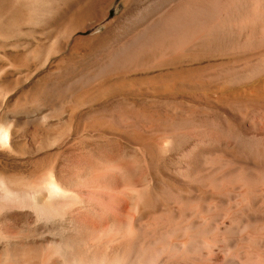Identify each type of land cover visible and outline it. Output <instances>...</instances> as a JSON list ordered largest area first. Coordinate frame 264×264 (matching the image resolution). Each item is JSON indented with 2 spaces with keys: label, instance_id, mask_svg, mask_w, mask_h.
<instances>
[{
  "label": "bare ground",
  "instance_id": "6f19581e",
  "mask_svg": "<svg viewBox=\"0 0 264 264\" xmlns=\"http://www.w3.org/2000/svg\"><path fill=\"white\" fill-rule=\"evenodd\" d=\"M115 1L0 0V264H264V0Z\"/></svg>",
  "mask_w": 264,
  "mask_h": 264
},
{
  "label": "rangeland",
  "instance_id": "374dc122",
  "mask_svg": "<svg viewBox=\"0 0 264 264\" xmlns=\"http://www.w3.org/2000/svg\"><path fill=\"white\" fill-rule=\"evenodd\" d=\"M124 3V0H116L112 6L110 7V13H111V16H116V15H119L121 14L124 9H125V5L123 4ZM124 8V9H123ZM102 28V27H101ZM90 33H87L86 35H89ZM23 72H14L12 74V76L10 77L11 79H17L19 76L22 75ZM14 75V76H13ZM6 158H1L0 157V161H2L4 164H5V161ZM5 161V162H4ZM9 164V163H8ZM11 164V162H10ZM8 165L9 167L11 168H14V169H25L27 168V164L23 163V162H16V163H12L11 165ZM17 222H19L21 225L25 222V219L24 218H19V219H16Z\"/></svg>",
  "mask_w": 264,
  "mask_h": 264
}]
</instances>
